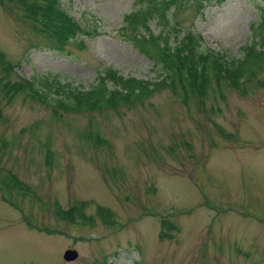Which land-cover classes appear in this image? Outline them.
Returning a JSON list of instances; mask_svg holds the SVG:
<instances>
[{
	"label": "rangeland",
	"instance_id": "1",
	"mask_svg": "<svg viewBox=\"0 0 264 264\" xmlns=\"http://www.w3.org/2000/svg\"><path fill=\"white\" fill-rule=\"evenodd\" d=\"M26 1L0 0V76L11 61V82L45 76L82 91L108 67L162 79L124 28L137 0H60L86 31L65 46ZM173 17L174 46L190 31L228 64L248 52L264 61V0ZM148 27L162 30L157 18ZM256 68L237 85L212 80L205 95L178 84L117 108L55 105L57 115L31 93L0 91V264H264V63ZM81 205L74 219L60 213ZM165 219L176 230L160 238Z\"/></svg>",
	"mask_w": 264,
	"mask_h": 264
},
{
	"label": "trees",
	"instance_id": "2",
	"mask_svg": "<svg viewBox=\"0 0 264 264\" xmlns=\"http://www.w3.org/2000/svg\"><path fill=\"white\" fill-rule=\"evenodd\" d=\"M211 1L222 4L226 0H137V8L127 15L124 28L132 31L130 37L138 43L139 49L160 68L162 73L160 81L126 77L114 68L108 67L99 75L96 85L88 91H82L73 87L70 82L62 83L58 78L50 79L45 76L35 77L33 80L22 78L11 82L12 69L4 67L5 72L0 76V91L9 97L20 92L31 93L33 98L53 107L57 115L59 112L55 105L67 111L78 112L101 110L104 107L117 108L121 104L141 102L154 90L178 84L186 94L190 88L193 93L200 95L206 94L212 80H216L219 85L222 83L228 86L237 85L246 76L249 78L254 75L256 67L260 69L263 67L264 61L257 60L263 53H249L243 60H233L232 64H228L223 60V56L212 50H204L202 35L190 31L178 39V45L172 44L174 30L178 28L173 23L175 10L185 9L193 4L198 10H202ZM25 5L24 11L27 16L42 25V30L51 42L65 46L76 39V35L82 31L79 21L62 7L60 0H31L26 1ZM152 18H157L162 24L159 34H155L148 27V22ZM256 28L257 35L264 41V18ZM143 29H146L144 33ZM81 45L84 46L82 41ZM52 94H55L53 98ZM50 99L56 101V104ZM81 208L83 205L79 210L71 208L60 213L64 217L74 219ZM163 228L160 232L161 238L167 235L166 229H176L175 225L167 220H163Z\"/></svg>",
	"mask_w": 264,
	"mask_h": 264
},
{
	"label": "water",
	"instance_id": "3",
	"mask_svg": "<svg viewBox=\"0 0 264 264\" xmlns=\"http://www.w3.org/2000/svg\"><path fill=\"white\" fill-rule=\"evenodd\" d=\"M78 251L75 249H68L65 254H64V258L67 261H72L75 260L78 257Z\"/></svg>",
	"mask_w": 264,
	"mask_h": 264
}]
</instances>
